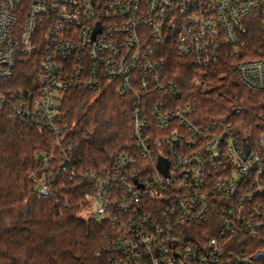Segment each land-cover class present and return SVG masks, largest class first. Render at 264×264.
<instances>
[{"label": "built area", "instance_id": "2783aa9c", "mask_svg": "<svg viewBox=\"0 0 264 264\" xmlns=\"http://www.w3.org/2000/svg\"><path fill=\"white\" fill-rule=\"evenodd\" d=\"M254 35L264 42V0H0V81L43 46L37 89L0 90V108L55 137L42 161L63 170L43 173L39 196L56 195L59 175L93 182L89 209L112 227L111 264H257L264 134L250 139L226 120L199 124L162 56L175 47L193 66L226 67L264 93V59L249 58ZM71 89L132 98L137 155H117L102 173L77 169L60 123ZM246 241L263 250L252 254Z\"/></svg>", "mask_w": 264, "mask_h": 264}, {"label": "trees", "instance_id": "16d2710c", "mask_svg": "<svg viewBox=\"0 0 264 264\" xmlns=\"http://www.w3.org/2000/svg\"><path fill=\"white\" fill-rule=\"evenodd\" d=\"M250 59H264V42L249 40ZM43 46L27 62L19 63L12 79L0 81L7 95H28L37 89L43 69ZM167 77L181 91L179 103L195 110V120L208 125L226 120L250 139L264 134V93L243 86L226 67L199 69L175 47H165ZM132 98L121 99L112 89L102 93L68 91L60 123L67 128L71 157L77 169L109 170L117 155H137L133 139ZM236 110L240 113L235 114ZM55 148L48 131L20 124L0 108V264H111L104 250L112 227L84 219L94 192L93 182L59 175L55 196L41 197L35 187L50 169L44 155ZM255 254L263 247L253 248ZM264 264V257L261 259Z\"/></svg>", "mask_w": 264, "mask_h": 264}, {"label": "rangeland", "instance_id": "374dc122", "mask_svg": "<svg viewBox=\"0 0 264 264\" xmlns=\"http://www.w3.org/2000/svg\"><path fill=\"white\" fill-rule=\"evenodd\" d=\"M254 29V28H253ZM252 32V31H251ZM253 32H256V30L254 29ZM95 207H93V209H88V211H85L81 214V217L84 218V219H90V218H93V210H94ZM261 259H258L257 260V264H261Z\"/></svg>", "mask_w": 264, "mask_h": 264}, {"label": "water", "instance_id": "95a60500", "mask_svg": "<svg viewBox=\"0 0 264 264\" xmlns=\"http://www.w3.org/2000/svg\"><path fill=\"white\" fill-rule=\"evenodd\" d=\"M238 113H240V110H236L235 111V114H238ZM264 257V252L263 253H260L259 255H257V259H260V258H263Z\"/></svg>", "mask_w": 264, "mask_h": 264}]
</instances>
